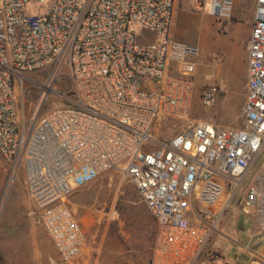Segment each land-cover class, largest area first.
Returning <instances> with one entry per match:
<instances>
[{
  "label": "built area",
  "instance_id": "1",
  "mask_svg": "<svg viewBox=\"0 0 264 264\" xmlns=\"http://www.w3.org/2000/svg\"><path fill=\"white\" fill-rule=\"evenodd\" d=\"M174 3L0 0V153L23 167L27 194L65 264H80L87 247L70 197L111 170L135 184L155 219L151 264H216L208 246L236 199L264 237V0L255 2L240 127L190 120L194 82L174 73L199 50L171 37ZM234 5L211 0L209 15L226 23ZM63 64L73 80L67 103L26 135L16 82ZM219 94L207 87L201 106ZM164 121L182 129L161 141Z\"/></svg>",
  "mask_w": 264,
  "mask_h": 264
},
{
  "label": "rangeland",
  "instance_id": "2",
  "mask_svg": "<svg viewBox=\"0 0 264 264\" xmlns=\"http://www.w3.org/2000/svg\"><path fill=\"white\" fill-rule=\"evenodd\" d=\"M210 3L175 0L171 37L197 47L199 54L174 75L194 82L190 120L212 119L242 126L255 0H235L233 16L226 23L209 15ZM36 8L30 5L28 12ZM237 23L241 30L238 37L232 28ZM72 82L71 70L65 64L26 74L16 82L14 97L26 135L41 116L67 103ZM211 85L218 86L220 98L227 99L221 107L216 102L201 106L200 94ZM165 123L160 125L161 141L182 129L179 122ZM236 201L222 220V234H216L209 244V253L216 264H264V237L256 234L250 211ZM70 202L88 230L86 252L90 260H80V264H91L98 249L107 264H151L156 222L135 184L122 173L111 170L103 174L76 191ZM41 211L27 194L23 167H14L0 153V264H65L43 227Z\"/></svg>",
  "mask_w": 264,
  "mask_h": 264
},
{
  "label": "crops",
  "instance_id": "3",
  "mask_svg": "<svg viewBox=\"0 0 264 264\" xmlns=\"http://www.w3.org/2000/svg\"><path fill=\"white\" fill-rule=\"evenodd\" d=\"M255 2H256V0H255ZM251 12V11H250ZM251 16V15H250ZM250 16H249V18H248V21H250ZM238 25H239V23H237V24H233V26H232V28H233V30H234V35H237V37L238 36H240V32H241V30L239 31V29H238ZM216 106L217 107H221L222 105H224L226 102H227V99H222V98H220V96L219 97H217V99H216ZM245 102V101H244ZM244 106V105H243ZM224 112H225V110H224ZM202 120V119H201ZM204 121H210V122H212V123H214V124H216V125H218V126H221V127H240V126H232V125H228V124H224V123H222L223 121H221V122H214V121H212V119H208V120H204ZM81 221H82V224H83V227H84V230H85V232H86V236H87V226H86V223L84 224V222H83V218H81ZM156 227H157V225H156ZM156 233H157V229H156ZM257 234V233H256ZM55 247V246H54ZM87 248H89V246L87 247ZM86 248V249H87ZM86 249H85V251H84V254H83V257H82V261H83V263H85V262H88L89 260H90V253H88V252H86ZM97 254V258H96V260H99L102 264H107L106 262H109V261H106V258L105 259H101V254H100V249H98V252L96 253ZM60 257V256H59ZM105 261V262H104Z\"/></svg>",
  "mask_w": 264,
  "mask_h": 264
}]
</instances>
